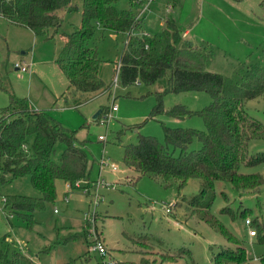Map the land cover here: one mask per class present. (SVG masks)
Here are the masks:
<instances>
[{"label": "rangeland", "instance_id": "1", "mask_svg": "<svg viewBox=\"0 0 264 264\" xmlns=\"http://www.w3.org/2000/svg\"><path fill=\"white\" fill-rule=\"evenodd\" d=\"M127 1L118 0L116 8H124ZM260 1L178 0L172 1L174 6L169 15L180 30L191 29L194 35L193 38L189 36L191 43H208L212 58L207 70L228 77L237 64L263 60L264 10L259 6ZM167 3L171 7L170 0H149L148 9L140 20L141 30L150 34L158 31V15H166ZM73 4L77 10L60 11L58 27L55 32L48 31L47 37L36 36L29 29L14 26L0 16V87L3 88H0V107L7 104L6 89L17 97H25L34 109L45 110L62 126L74 131L77 140L82 142L91 165L90 180L97 177L101 156L116 165L117 171H111L107 165L101 170L102 178L113 187L100 189L101 198L95 207L92 227L84 218V214L93 209L88 203L90 197L77 190L66 191L64 182L57 180L54 201L41 210H34V223L26 228L17 213L5 208L1 200L7 195L38 197L39 194L30 185L28 176H5L0 182V249L15 248L35 264H99L97 253L87 250V234L92 227L95 237L103 241L107 256L116 264H139L140 259L153 264H173L161 259L167 253L176 254L182 247L189 250L190 258L181 254L176 260L178 264H212L209 245L213 251L218 245L232 249L235 246L225 243L218 233L191 214L184 201L177 198L174 184L163 188L148 176L136 179V173L122 161L123 146L135 144L137 135L153 136L162 142L159 121L168 127L203 130L202 119L198 115L183 119L166 114L148 117L155 103L153 92L162 88L163 79L151 85L138 82L123 86L119 83L115 63L125 38L121 32L104 30L100 34L97 29L90 40L98 57L106 61L101 65L100 76L105 85L109 84V90L66 92L67 81L56 67L54 57L61 45L60 33L70 32L79 23L80 0H73ZM15 62L25 66V71L16 69ZM114 76L115 86L112 85ZM209 101L208 94L203 91L167 93L162 98V107L166 110L180 104L188 110H198ZM111 103L116 110L105 123L92 119L101 106L108 109ZM245 110L250 118L264 124V93L247 100ZM98 135H104V141H99ZM198 147L199 142L193 139L187 150ZM62 148L61 143H56L55 156ZM248 151L264 152V140L249 141ZM239 172H258L264 178V164L240 165ZM198 185V179H188L179 194L188 199L197 192ZM263 187L264 184L257 193H240L229 183L216 181V197L210 207V212L241 241L252 264H257V258L264 256V241L259 242V236L247 235L243 219L257 217L262 222L264 234ZM222 191L227 196L226 203L220 196ZM224 204L233 211L238 206L247 208L250 214L230 219L227 214L219 213ZM165 207L169 212L164 211ZM69 234L76 235L69 238ZM143 239L146 243L141 242Z\"/></svg>", "mask_w": 264, "mask_h": 264}, {"label": "trees", "instance_id": "2", "mask_svg": "<svg viewBox=\"0 0 264 264\" xmlns=\"http://www.w3.org/2000/svg\"><path fill=\"white\" fill-rule=\"evenodd\" d=\"M117 1L80 0L78 25L70 32L60 33L61 45L54 63L67 81L66 92L109 90V84L105 85L100 76L101 65L106 61L98 57L90 40L97 29L100 34L104 30L124 33L115 63L119 83L123 86L138 82L151 85L163 79L162 88L153 92L155 103L148 117L166 114L183 119L198 115L204 125L203 130H198L168 127L159 121L162 142L153 136L137 135L135 144L123 146L124 166L136 173V179L148 176L163 188L174 184L177 198L184 201L191 214L218 233L225 243L235 246L232 249L218 245L213 251L209 245L212 264H252L241 241L210 212V207L216 197V181L227 182L240 193H257L264 184L258 172H239L240 165L264 164V152L248 151L249 141L264 140V124L250 118L245 110L247 100L264 93V49L261 62L237 64L230 76H223L207 70L212 58L208 46L181 39V30L173 17L168 16L160 30L145 34L131 7L117 9ZM259 6L264 10V0ZM73 10H77L73 0H0V16L14 26L29 29L36 36L47 37L48 31L55 32L58 13ZM4 90L8 100L0 107V182L5 176H28L39 196L7 195L1 201L29 228L34 223L32 212L54 201L55 181L71 183L89 178L91 165L74 131L62 126L45 110L34 109L25 97ZM184 91H203L210 101L198 110H188L180 104L163 109L165 94ZM106 111L107 106H101L94 120L98 122L100 114ZM193 139L199 142V147L187 150ZM56 143L63 146L57 156ZM188 179H198L199 185L197 192L185 199L179 191ZM220 196L226 203L223 191ZM219 213L234 219L248 216L250 210L238 206L233 211L224 204ZM251 227L253 236H259V242L264 241L262 222L257 217L251 218ZM181 254L190 258L189 250L182 247L176 254H165L161 260L178 264L176 260ZM0 264L35 263L25 253L5 246L0 249ZM139 264L153 263L140 259ZM257 264H264V256L257 258Z\"/></svg>", "mask_w": 264, "mask_h": 264}, {"label": "built area", "instance_id": "3", "mask_svg": "<svg viewBox=\"0 0 264 264\" xmlns=\"http://www.w3.org/2000/svg\"><path fill=\"white\" fill-rule=\"evenodd\" d=\"M13 66L16 69H19L20 71H25V66H22L16 62L13 63ZM116 82H117L116 76H114L112 79V85L115 86ZM115 110H116L115 105H113L111 103L110 106L108 107L107 111L103 115H101V117L99 118V122L105 123L107 118L109 117L110 113L115 111ZM97 139L99 141H104V135H98ZM22 149L25 151L26 148L24 146H22ZM105 165H107L111 171H117L116 165H114L113 163H110L107 160V158H103L101 156L99 161H98V174H97L96 179L90 180L89 178H86V179H76L71 183L67 182V181L64 182L66 191L77 190V191L81 192L82 194L90 197L88 203L92 204L93 209L90 212H86L84 214V218H85V220L89 221V223L92 227L94 225L93 220H94L95 207L99 203L100 198H101L100 189L113 187L112 185H110L108 182H106L102 178L101 170L103 169V167ZM263 192H264V187H263ZM63 199H65V196L63 197ZM164 211L169 212L167 207H165ZM53 212L55 213L56 210L53 209ZM243 225L245 227H247V235L253 236L254 235L253 228L250 229L251 228V220L248 217L243 219ZM92 227H91L90 233L87 234V236L89 238L88 243H87V250L88 251H94L97 253V255L100 258L99 264H116L112 259H110L107 256V252L105 250V246H104L103 241L101 239H97L95 237Z\"/></svg>", "mask_w": 264, "mask_h": 264}, {"label": "crops", "instance_id": "4", "mask_svg": "<svg viewBox=\"0 0 264 264\" xmlns=\"http://www.w3.org/2000/svg\"><path fill=\"white\" fill-rule=\"evenodd\" d=\"M146 1V2H145ZM144 4L142 2V0H128L125 7H128L130 6L131 7V11L134 13V15L136 17H138V19L141 20V18L143 17V13L144 11H146L148 9V2L149 0H145ZM165 2H169V0H164ZM172 1H176L178 2V0H170V3H171V7H169L168 3H167V12H166V15H158V22H157V25H158V30H160L164 24H165V20L169 15L170 13V10L172 9V7L174 6V3ZM233 1V0H231ZM143 4V5H142ZM176 22V21H175ZM141 30V28H140ZM142 32H144L145 34H150L149 32H145L143 30H141ZM189 36H192V38L194 37V35L191 34V29H189V27L185 28V29H182L181 30V39L183 40H186V41H189L190 42V39H189ZM195 39V38H194ZM205 44H208V43H205ZM23 53V52H22ZM57 182V180L55 181V183ZM54 183V185H55ZM250 237V236H249ZM252 237V236H251Z\"/></svg>", "mask_w": 264, "mask_h": 264}, {"label": "water", "instance_id": "5", "mask_svg": "<svg viewBox=\"0 0 264 264\" xmlns=\"http://www.w3.org/2000/svg\"><path fill=\"white\" fill-rule=\"evenodd\" d=\"M98 113H99V110H97V111L92 115V119H94V118L97 116Z\"/></svg>", "mask_w": 264, "mask_h": 264}]
</instances>
